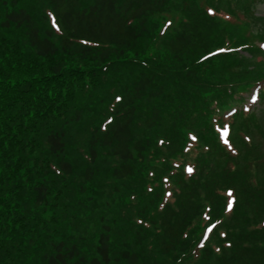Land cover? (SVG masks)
I'll return each instance as SVG.
<instances>
[{
	"label": "trees",
	"instance_id": "16d2710c",
	"mask_svg": "<svg viewBox=\"0 0 264 264\" xmlns=\"http://www.w3.org/2000/svg\"><path fill=\"white\" fill-rule=\"evenodd\" d=\"M255 2L184 0L179 5L185 15L179 32L168 44L155 47L153 40L141 39L138 30L171 0H94L89 6L88 0H49L65 32L57 42L52 30L43 26L39 13L33 12V0H0V209L4 208L1 213L5 214L0 217L2 264H19L21 253L34 257L37 245L30 227L51 191L45 186V176L31 175L34 165L30 161L38 150L32 136L39 138L41 134L50 98L54 109H68L67 103L75 102L77 94L73 91L60 100L68 79L80 74L75 58L93 68V76L104 64L125 61V66H135L138 74L130 86L125 84L123 102L108 133L100 141L96 132L91 142L93 156L97 147L121 156L123 164L113 171V179L124 181L139 167L155 165L158 154L165 169L173 167L182 154L181 140L190 131L198 136L199 146L204 149L196 159L193 176L185 179L182 169L176 175L183 193L177 195L175 205H167L161 212L153 207L150 227L136 232L132 247L126 241L111 243L107 225L106 235L102 234L98 242L100 259H93L91 264H187L192 259L189 249L193 236L190 233L184 238V232L206 202L218 211L217 215L223 210L222 192L226 188L235 189L238 195L234 214L226 225L231 230L228 238L232 246L222 248L217 257L210 248L205 249L197 264H264V122L258 112L238 118L231 138L237 155L221 145L213 122L218 111L232 106L235 93L247 90L252 82L264 81V61H254V66L249 57L239 53L219 57L226 73L236 76L232 96L227 90L197 87L202 75L195 67L200 55L212 46L241 45L239 40L247 33L264 38V17L253 10ZM207 6L217 10L214 15ZM225 11L239 23L219 15ZM242 13L245 20L239 16ZM224 23L236 28L228 30ZM69 38H85L112 47L90 49ZM258 51L256 48L254 53ZM185 67H189L185 79L180 78ZM141 114L146 117L142 134L136 124ZM158 122L166 125L154 127ZM48 137L50 154L55 157L64 147L58 126L50 130ZM57 161L65 171L71 169L65 160ZM94 172L90 169L87 178L91 179ZM107 188L121 191L117 184ZM76 191L81 196L77 206L85 208L104 196L106 188L94 182ZM65 197L61 196L59 202L63 203ZM143 212L142 207L138 209L139 216ZM122 224L119 219L112 221V225ZM149 238L153 246L146 248L144 243ZM15 240L20 244L12 256ZM63 243H52L53 252H43L41 264H86L76 245L65 243L67 249H62Z\"/></svg>",
	"mask_w": 264,
	"mask_h": 264
},
{
	"label": "rangeland",
	"instance_id": "374dc122",
	"mask_svg": "<svg viewBox=\"0 0 264 264\" xmlns=\"http://www.w3.org/2000/svg\"><path fill=\"white\" fill-rule=\"evenodd\" d=\"M258 11L264 13V1H262L258 7ZM258 114L262 118V121L264 122V114L261 111H258Z\"/></svg>",
	"mask_w": 264,
	"mask_h": 264
},
{
	"label": "snow or ice",
	"instance_id": "6c2138e0",
	"mask_svg": "<svg viewBox=\"0 0 264 264\" xmlns=\"http://www.w3.org/2000/svg\"><path fill=\"white\" fill-rule=\"evenodd\" d=\"M209 11H211V10H209ZM53 26L55 27V24H54ZM117 99H119V97H117ZM188 171L190 172V171H191V169H188Z\"/></svg>",
	"mask_w": 264,
	"mask_h": 264
}]
</instances>
